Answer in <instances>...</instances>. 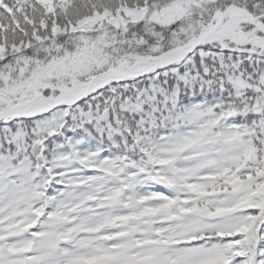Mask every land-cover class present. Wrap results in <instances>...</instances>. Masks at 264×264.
<instances>
[{"label": "snow or ice", "instance_id": "1", "mask_svg": "<svg viewBox=\"0 0 264 264\" xmlns=\"http://www.w3.org/2000/svg\"><path fill=\"white\" fill-rule=\"evenodd\" d=\"M0 264H264V0H0Z\"/></svg>", "mask_w": 264, "mask_h": 264}]
</instances>
